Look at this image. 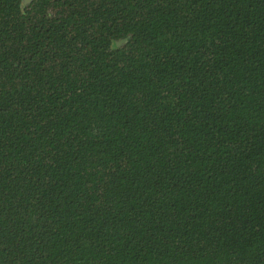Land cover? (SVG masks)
<instances>
[{"label": "trees", "instance_id": "1", "mask_svg": "<svg viewBox=\"0 0 264 264\" xmlns=\"http://www.w3.org/2000/svg\"><path fill=\"white\" fill-rule=\"evenodd\" d=\"M0 264H264V0H0Z\"/></svg>", "mask_w": 264, "mask_h": 264}, {"label": "water", "instance_id": "2", "mask_svg": "<svg viewBox=\"0 0 264 264\" xmlns=\"http://www.w3.org/2000/svg\"><path fill=\"white\" fill-rule=\"evenodd\" d=\"M119 44V43H118Z\"/></svg>", "mask_w": 264, "mask_h": 264}]
</instances>
